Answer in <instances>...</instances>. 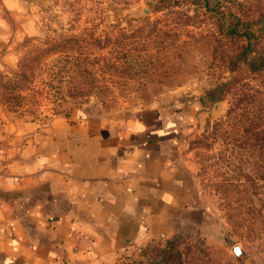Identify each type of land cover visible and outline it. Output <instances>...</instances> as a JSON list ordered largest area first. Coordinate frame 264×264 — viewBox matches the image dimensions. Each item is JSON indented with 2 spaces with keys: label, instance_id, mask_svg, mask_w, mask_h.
Masks as SVG:
<instances>
[{
  "label": "rangeland",
  "instance_id": "rangeland-1",
  "mask_svg": "<svg viewBox=\"0 0 264 264\" xmlns=\"http://www.w3.org/2000/svg\"><path fill=\"white\" fill-rule=\"evenodd\" d=\"M18 1L9 18L20 34L0 65L11 120L184 122L175 158L201 217L87 264H264V150H244L239 172L232 149L262 136L264 123L234 129L226 117L235 99L246 106L261 98L253 88L263 92L264 71L250 66L264 58V0Z\"/></svg>",
  "mask_w": 264,
  "mask_h": 264
},
{
  "label": "crops",
  "instance_id": "crops-1",
  "mask_svg": "<svg viewBox=\"0 0 264 264\" xmlns=\"http://www.w3.org/2000/svg\"><path fill=\"white\" fill-rule=\"evenodd\" d=\"M19 7L0 0V65L20 34ZM179 119L105 126L56 115L31 127L0 107V264H87L200 218L175 158Z\"/></svg>",
  "mask_w": 264,
  "mask_h": 264
},
{
  "label": "trees",
  "instance_id": "trees-1",
  "mask_svg": "<svg viewBox=\"0 0 264 264\" xmlns=\"http://www.w3.org/2000/svg\"><path fill=\"white\" fill-rule=\"evenodd\" d=\"M257 62L260 63V66L255 68V66H250L251 71H264V58H258ZM254 90L253 92L256 94H261L260 97H255L252 103L250 105L246 104V106L242 105L241 99H235L234 103H232V108L227 112L226 117H228V120L232 121V127L234 129H237V126L242 129L244 126H251L252 129H255L264 123V88L263 92H260L258 89H252ZM221 97L219 98V100ZM218 100V99H217ZM236 103V104H235ZM239 129V128H238ZM244 132V131H242ZM248 132V129L246 130ZM264 132H262V136L260 134L256 135L255 139H252V141L245 140V141H240L236 140L235 142L239 143H233V148L232 149H237V155L236 158L240 162L238 165L239 172L242 171L243 169V162H245L246 158H244V150L249 151V149L253 148L254 151L256 150H264ZM260 153V151L258 152ZM260 157V156H259ZM264 159V158H261ZM259 158L257 159V161ZM259 170H257L258 172ZM171 260H169L167 263H170ZM178 264H182L180 259L178 260Z\"/></svg>",
  "mask_w": 264,
  "mask_h": 264
},
{
  "label": "water",
  "instance_id": "water-1",
  "mask_svg": "<svg viewBox=\"0 0 264 264\" xmlns=\"http://www.w3.org/2000/svg\"><path fill=\"white\" fill-rule=\"evenodd\" d=\"M234 253L236 256H240L241 255V250H240V247L239 246H236L234 249H233Z\"/></svg>",
  "mask_w": 264,
  "mask_h": 264
}]
</instances>
